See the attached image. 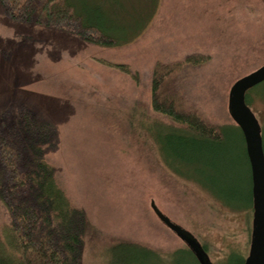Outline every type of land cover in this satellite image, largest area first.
Wrapping results in <instances>:
<instances>
[{
    "label": "rangeland",
    "instance_id": "rangeland-1",
    "mask_svg": "<svg viewBox=\"0 0 264 264\" xmlns=\"http://www.w3.org/2000/svg\"><path fill=\"white\" fill-rule=\"evenodd\" d=\"M78 1L129 45H85L0 12V123L26 106L55 125L49 157L104 232L100 242L86 241L83 264H111L110 243L120 238L160 252L137 264H197L152 202L206 247L213 264H238L227 261L234 253L249 261L253 171L229 105L238 79L264 65V0ZM195 52L211 61L182 72L181 89L223 127L221 143L191 144L152 108L155 63ZM101 60L130 65L138 81ZM253 101L264 135V87ZM0 207L5 221L1 200Z\"/></svg>",
    "mask_w": 264,
    "mask_h": 264
},
{
    "label": "trees",
    "instance_id": "trees-1",
    "mask_svg": "<svg viewBox=\"0 0 264 264\" xmlns=\"http://www.w3.org/2000/svg\"><path fill=\"white\" fill-rule=\"evenodd\" d=\"M0 12L16 22L68 34L85 45L105 49L129 45L122 43L95 13L89 15L83 10L78 0H0ZM210 61V55L195 52L173 62L157 61L153 68V111L179 133L188 135L191 144H217L225 139L223 127L181 89L182 72ZM100 62L138 81V73L130 65ZM263 87L264 81L245 94V104L251 111L253 96ZM3 117L0 200L7 218L3 221L0 215V264H83L85 244L100 242L104 232L71 197L49 157L48 150L57 144L55 125L26 106L6 111ZM262 138L264 143V135ZM112 241L111 264H137L160 253L129 239ZM186 252L200 264L189 248ZM235 254L227 261L246 264Z\"/></svg>",
    "mask_w": 264,
    "mask_h": 264
},
{
    "label": "water",
    "instance_id": "water-1",
    "mask_svg": "<svg viewBox=\"0 0 264 264\" xmlns=\"http://www.w3.org/2000/svg\"><path fill=\"white\" fill-rule=\"evenodd\" d=\"M264 81V65L240 79L233 87L230 97V113L241 128L250 155L255 189L254 230L250 245V258L246 264H264V146L262 130L253 112L245 104V94ZM152 209L162 223L180 238L193 252L200 264H213L209 254L189 231L171 222L154 202Z\"/></svg>",
    "mask_w": 264,
    "mask_h": 264
},
{
    "label": "flooded vegetation",
    "instance_id": "flooded-vegetation-1",
    "mask_svg": "<svg viewBox=\"0 0 264 264\" xmlns=\"http://www.w3.org/2000/svg\"><path fill=\"white\" fill-rule=\"evenodd\" d=\"M255 211V210H254ZM200 243V242H199ZM201 244V243H200ZM202 248L206 251V249L204 248V246L201 244ZM207 252V251H206Z\"/></svg>",
    "mask_w": 264,
    "mask_h": 264
}]
</instances>
